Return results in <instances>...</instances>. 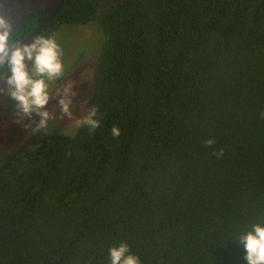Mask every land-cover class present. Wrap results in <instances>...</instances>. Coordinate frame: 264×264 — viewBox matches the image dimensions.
I'll use <instances>...</instances> for the list:
<instances>
[{
	"label": "trees",
	"instance_id": "1",
	"mask_svg": "<svg viewBox=\"0 0 264 264\" xmlns=\"http://www.w3.org/2000/svg\"><path fill=\"white\" fill-rule=\"evenodd\" d=\"M96 20L83 116L100 126L31 121L0 151V264H110L121 243L142 264H247L239 237L264 225V0H67L39 36Z\"/></svg>",
	"mask_w": 264,
	"mask_h": 264
},
{
	"label": "clouds",
	"instance_id": "2",
	"mask_svg": "<svg viewBox=\"0 0 264 264\" xmlns=\"http://www.w3.org/2000/svg\"><path fill=\"white\" fill-rule=\"evenodd\" d=\"M13 28L11 22L0 14V60L7 57V64L11 67L12 75L8 77V84L12 87L6 93L12 99L17 101L15 105L18 109L17 123H22L36 111L43 117H48V112H40L51 99L48 81H60L64 78V50L61 44L57 42L55 33L48 36H37L31 43H22L21 40L12 39ZM21 45H23L21 47ZM31 60L34 64V71L38 78H33L27 69L26 61ZM71 88V82L67 93ZM62 114L67 113L72 117L69 111L70 99L67 97L60 101ZM97 115L95 107L86 111V114L75 120L77 128L89 125V130H95L100 126V120L94 119ZM264 118V113H261ZM73 120V118H72ZM39 128H48L46 119L42 120L37 129L33 132H38ZM120 129L113 126L112 135L114 138L120 136ZM208 146L214 144L213 140L206 141ZM223 155V149L217 154ZM243 244L246 255L247 264H264V225L257 223L252 225L251 230L242 234L238 240ZM110 264H142L139 256L131 253L129 246L126 243H121L118 247L109 249Z\"/></svg>",
	"mask_w": 264,
	"mask_h": 264
},
{
	"label": "rangeland",
	"instance_id": "3",
	"mask_svg": "<svg viewBox=\"0 0 264 264\" xmlns=\"http://www.w3.org/2000/svg\"><path fill=\"white\" fill-rule=\"evenodd\" d=\"M57 42L64 50V78L60 81H48L51 99L40 112H48V117H43L34 111L31 116L22 123H17V101L6 95L12 87L8 84V77L12 71L0 76V151L12 148L26 135L27 126L31 121L41 123L46 119L51 124L59 125L62 132L67 136H73L77 127L75 120L83 117L88 105V97L93 72L96 66L100 49L105 42V35L99 21L88 24L64 25L55 33ZM27 69L33 78H38L34 71L33 61H26ZM71 82V88H68ZM70 99L69 111L62 114L61 99ZM73 118V120H72Z\"/></svg>",
	"mask_w": 264,
	"mask_h": 264
},
{
	"label": "water",
	"instance_id": "4",
	"mask_svg": "<svg viewBox=\"0 0 264 264\" xmlns=\"http://www.w3.org/2000/svg\"><path fill=\"white\" fill-rule=\"evenodd\" d=\"M67 0H0V14H3L12 24L13 33L19 29L37 11L43 10V18L38 26L21 42L31 43L39 36L56 17ZM13 35V34H12ZM23 45H21L22 47ZM7 57L0 60L1 66L7 62Z\"/></svg>",
	"mask_w": 264,
	"mask_h": 264
}]
</instances>
